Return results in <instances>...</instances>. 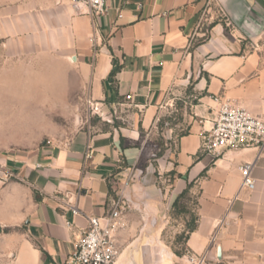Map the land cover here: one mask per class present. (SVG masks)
<instances>
[{
  "label": "crops",
  "instance_id": "obj_1",
  "mask_svg": "<svg viewBox=\"0 0 264 264\" xmlns=\"http://www.w3.org/2000/svg\"><path fill=\"white\" fill-rule=\"evenodd\" d=\"M106 5L100 15L79 14L69 0L0 6L1 65L43 62L51 75L44 84H58L64 101L98 102L109 123L81 128L63 143L0 155V224H23L26 232L17 264H64L88 217L110 208L117 187L132 205L121 210L116 264L140 260L131 249L146 231L158 228L147 242L163 244L166 221L150 217L165 214L185 189L196 200L188 253L205 256L207 264H264V149H202L214 96L264 117V0ZM114 64L119 68L110 76ZM183 93L194 100L186 131L155 158L156 168L139 167L142 134L154 133ZM112 108L124 111L125 125L110 124ZM167 129L171 135L179 128ZM244 161L254 163L253 189L241 185ZM130 176L139 178L130 184Z\"/></svg>",
  "mask_w": 264,
  "mask_h": 264
},
{
  "label": "rangeland",
  "instance_id": "obj_2",
  "mask_svg": "<svg viewBox=\"0 0 264 264\" xmlns=\"http://www.w3.org/2000/svg\"><path fill=\"white\" fill-rule=\"evenodd\" d=\"M3 2L0 0V6ZM42 63L18 59L3 65L0 63V155L33 149L48 142L63 143L81 128L96 131L106 129L109 124L103 117L91 112L88 99L84 96L83 99L76 96L64 101L58 84H44L43 80H50L51 75L49 69H43ZM190 91L191 88H188L187 92ZM185 98L183 93L172 103L169 111L157 122L154 133L142 134L144 149L139 167L156 168L158 163L155 158L164 154L172 138L186 131L190 104L194 100ZM109 114L111 125H125L124 111L112 108ZM168 126L179 129L170 135ZM138 178L130 176L129 183ZM121 189L117 187L113 191L112 200L119 204L120 210H124L132 205V201L118 192ZM132 200L137 201L134 197ZM162 203L165 204V200ZM195 206V196L185 194L177 205L171 204L167 208L162 215L166 225L161 240L170 254L165 260L155 259L147 263L188 264L189 253L185 243L196 219ZM25 241L23 224H0V264H17L18 250Z\"/></svg>",
  "mask_w": 264,
  "mask_h": 264
},
{
  "label": "built area",
  "instance_id": "obj_3",
  "mask_svg": "<svg viewBox=\"0 0 264 264\" xmlns=\"http://www.w3.org/2000/svg\"><path fill=\"white\" fill-rule=\"evenodd\" d=\"M79 14L100 15L106 12L107 0H69ZM94 43V39H91ZM127 95V98H130ZM216 105L211 108L213 114L211 128L203 136L202 149L219 154L225 149H264V117L254 115L222 96H214ZM92 113L102 117L98 102L88 100ZM254 163L244 161L239 166L241 185L248 189L255 186L252 175ZM121 210L113 200L110 208L102 216L88 217V226L78 239L75 250L64 264H115L121 254L118 230L121 228ZM188 264H207L203 255H187Z\"/></svg>",
  "mask_w": 264,
  "mask_h": 264
},
{
  "label": "water",
  "instance_id": "obj_4",
  "mask_svg": "<svg viewBox=\"0 0 264 264\" xmlns=\"http://www.w3.org/2000/svg\"><path fill=\"white\" fill-rule=\"evenodd\" d=\"M245 23V22H243ZM162 213L158 215L157 218L150 217V221L154 222L155 220L160 221L162 218ZM158 228L152 230V231H146V233L142 235V238L137 241L135 246H132V253L138 252L140 253V260H131V261H125L120 260L118 261L121 264H149L147 262H150L151 260H157V259H164L165 257L169 256V251L165 248L163 244L155 243L154 241H151L150 243L147 242V238L150 237L153 232H156ZM218 259L221 258V248H218L217 252ZM165 260V259H164ZM116 264V263H115Z\"/></svg>",
  "mask_w": 264,
  "mask_h": 264
},
{
  "label": "trees",
  "instance_id": "obj_5",
  "mask_svg": "<svg viewBox=\"0 0 264 264\" xmlns=\"http://www.w3.org/2000/svg\"><path fill=\"white\" fill-rule=\"evenodd\" d=\"M118 65H116V64H114V67L112 68V70H111V73H110V76H113L115 73H116V71L118 70ZM187 189H185L173 202H172V206H175V205H177V203H178V201H179V199L182 197V196H184L185 194H187Z\"/></svg>",
  "mask_w": 264,
  "mask_h": 264
}]
</instances>
